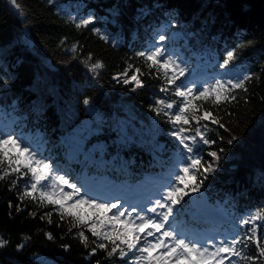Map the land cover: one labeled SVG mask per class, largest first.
<instances>
[{"label":"trees","instance_id":"1","mask_svg":"<svg viewBox=\"0 0 264 264\" xmlns=\"http://www.w3.org/2000/svg\"><path fill=\"white\" fill-rule=\"evenodd\" d=\"M17 3L19 8L11 0H0V128L24 134L33 142L43 140V155L72 172L76 180L81 181L84 172L124 189V185L169 177V186L188 192L173 216L181 231L187 235L206 231L221 241L237 234L252 236L250 229L255 227L264 246V219L241 226L242 220L257 214L264 217V0ZM82 20L91 23L82 25ZM156 48L164 53L162 60L170 56L185 69L178 85L195 88L196 83L202 89L207 80L208 85L251 76L245 89L225 92L228 99L218 103L213 102L215 94L208 99L188 97L192 101L189 117L193 109L198 116L207 111L224 127L210 120L174 123L182 100L167 83L163 69L140 55ZM229 52L235 54L232 61L227 60ZM96 63L102 67L93 70ZM204 70L206 75L198 78ZM132 75L140 80L139 86L130 79ZM160 100L173 103V109L159 104ZM121 118L131 120L144 137L137 134L132 141L122 142L117 127ZM87 119L100 124L83 151L92 160L83 158V152L75 157L67 152V135ZM153 126L154 136L146 133ZM182 127L190 129L185 135H195L199 128L216 141L205 145L197 137L195 154L205 167L212 164L215 170L204 173L201 169L196 180L189 176L187 187L175 182L176 168L183 167L190 155L172 135ZM96 143L103 148L89 150ZM211 152L220 159L215 161ZM0 159V264H134L137 253L128 252L119 239L115 240L119 248L109 256L112 241L93 236L88 222L62 218L58 205L40 202L39 192L34 194L36 199L25 196L31 174L23 167L13 172L17 165L1 155ZM101 159L109 161L101 163ZM201 180L200 190L191 191ZM201 202L210 207L206 212L217 217L218 224L189 214ZM101 243L106 247L99 248ZM245 243L246 247L238 245L242 255L232 257L236 264H264L256 240ZM121 248L127 255L120 256Z\"/></svg>","mask_w":264,"mask_h":264},{"label":"snow or ice","instance_id":"2","mask_svg":"<svg viewBox=\"0 0 264 264\" xmlns=\"http://www.w3.org/2000/svg\"><path fill=\"white\" fill-rule=\"evenodd\" d=\"M11 2L17 8L20 7L17 0H11ZM89 23H91L90 20L80 21L82 25ZM160 39L163 40L164 37L161 36ZM140 55L146 56L153 65H157L160 69H163L167 83L175 87V95L181 98L182 103L177 105L178 110L173 117L174 123L177 124L183 122L184 125H188L192 121L200 124L203 120H210L211 123L224 127L218 119L207 111L198 116V110L193 109L189 117L186 113L189 112L192 101L188 97L192 96L193 99L199 100L208 99L215 94V100L213 102L218 103L221 99H228V96L223 95L225 92H231L233 89H245V82L251 79L250 75L245 74L235 80L229 79L226 83L222 80H216L214 83L208 84L202 89L186 87L183 84H177L180 77L184 75L185 69L172 61L170 56L162 60L161 58L164 53L160 48H156L155 51L142 52ZM233 59H235V54L229 52L227 60L232 61ZM92 67L95 70L102 67V65L96 63ZM170 69L172 70V75H169ZM130 79L135 81L138 86L141 84L136 75H132ZM124 83H129V79H124ZM167 90L166 88H161L162 92ZM232 99H235V97L233 96ZM85 103H88V101L86 100ZM158 103L164 105L169 110L174 107L173 103H165L164 100H160ZM204 127L206 128L207 124ZM189 131L190 129L182 127L172 133L179 141V144L183 146V149L190 154L187 162L180 168V174L175 176L176 185H185V187L188 185L189 176L191 179L196 180L197 173H200L201 169H203L204 173L215 170L212 164H208L205 167L204 163H202V157L195 154L198 148L194 147V145L197 143V137L205 145L214 144L216 141L208 139L199 128L195 129V135H185ZM189 141H191V144L188 143ZM228 142L232 143V140ZM7 145L14 146L20 151V156L15 160L17 167L13 168L12 171L20 172L21 167H23L31 174L32 183L29 188H26L25 196H31L33 199H36L34 194L39 192L40 202L43 203L46 201L47 204L58 205L62 218L67 215L81 224L88 222V217L82 215L80 211L81 206L86 205L93 212L99 210L105 213L111 212L112 215L108 217V220L113 224L119 222L124 225L122 230L113 228L112 232L115 233V239H113V235L110 232L97 231L98 227L104 226V221H100L99 224L94 222L89 225V231H91L93 236L97 238L103 236L105 240L112 241L114 247L108 253L109 256L113 255L117 251V248H119V245L115 243V240L119 239L121 244L127 246L128 252H133L134 250L139 251L140 255L135 257L134 264H226V262L227 264H236V261L232 257H240L242 255V251L238 249V245L244 244L246 247V241L255 239L259 256L264 257V246H261L259 239L256 237L255 227L250 229L253 233L252 236L241 237L237 234L231 239L225 238L218 243L208 241L201 243L186 239L181 233H178L169 221L177 212L175 206L179 205L184 197L188 195L185 188L170 185L167 191L160 192L158 198L154 201L155 206L146 210L149 213L155 214V218L140 215L137 212L135 219L121 220V217H125L126 215L130 217L132 213L126 212L125 209L117 204L99 203L95 198H90L86 192L82 193L81 187L77 186L76 183H72L64 175L58 174V170L54 169L48 161L39 158L37 153L30 146L24 145L21 139L15 137L13 134H0V153H2L3 157H8V152L4 150ZM209 155L215 161L220 159L217 152H211ZM20 157H23V159L21 160ZM2 162V159H0V163ZM11 163L12 158L9 157V164L11 165ZM45 169L47 171H44ZM202 183V180L199 181V183L191 188V191H199L200 184ZM64 186H67V188ZM67 189H70V191ZM70 201L71 203H69ZM258 219H264V217L257 214L250 219L242 220L241 226L253 223ZM97 220H100L99 216H97ZM166 225L168 226L167 228ZM80 236L85 240L87 239L83 232L80 233ZM148 237H152L153 239L149 241ZM141 242H143L142 246H140ZM2 244L3 241H0V245ZM98 247L105 248L106 245L101 243ZM93 252H95V249H93ZM119 254L122 257L127 255L122 248ZM248 259L252 260L255 257H248Z\"/></svg>","mask_w":264,"mask_h":264},{"label":"rangeland","instance_id":"3","mask_svg":"<svg viewBox=\"0 0 264 264\" xmlns=\"http://www.w3.org/2000/svg\"><path fill=\"white\" fill-rule=\"evenodd\" d=\"M25 40L30 42L27 35H25ZM183 64H186L183 59L181 61ZM206 70L201 72L197 77L202 78L204 75H206ZM185 80L189 81L187 78ZM207 80V79H205ZM209 81H205L202 86H206ZM195 88H199L198 84L195 83ZM99 122H104L102 120H98ZM100 124H94L91 119H87L84 121V123L78 127H76L70 134L67 135L66 141L68 144V155L71 157H75L79 152H83L86 148L87 142L92 134L98 133L100 130ZM117 127L118 131L120 133V139L122 142L133 140L134 137L138 134L140 137H144V132L140 128H138L131 120L121 118L117 121ZM155 130V126L152 127V131L146 130L147 134H150L154 136L153 131ZM0 134H13L15 137L21 139L24 143V145L30 146L33 151L37 153V156L39 158L45 159L48 161L54 169L58 170V174L64 175L70 182L76 183L77 186L81 187L82 193L86 192L90 198H95L97 202L99 203H114L118 206H121L123 209L126 210V212H131L132 215L121 217V220L125 219H135L137 212L140 213V215L150 216L155 218V214L149 213L146 210L148 208L154 207V201L158 198L159 193L162 191H167V188L169 186V183L172 182V179L170 180L169 177H161L163 179L162 181H152V180H145L144 182H141L137 184L136 186L131 185H124V189H122V185L119 183H116L114 181H111L109 179H93L92 177L88 176L83 172L82 179L76 180L74 176L72 175V172H67L64 169L59 168L56 164L51 163L50 160L45 157L42 153V147H43V140H39L38 142H33L28 140V137L24 134H15L14 132H6L3 130V128H0ZM189 135V134H188ZM141 137V138H142ZM162 144L158 146V149L160 150L162 148ZM103 145L102 143H96L89 146V150L93 151L96 149H102ZM8 152V157L12 158L13 164L15 163V160L18 156H20V151L14 146L7 145L5 146V149ZM1 156L2 153H0ZM82 157L87 160H92L91 155H89L86 152H83ZM22 160L23 157H20ZM108 159H101L99 162L101 163H108ZM17 165V164H16ZM182 167H177L176 175L180 174L179 170ZM44 171H47L46 169ZM175 183H173L174 185ZM67 188V186H64ZM70 191V189H67ZM71 203V201L69 202ZM176 209L179 208L178 205L175 206ZM135 209V211H133ZM210 210V207L207 206L206 203L201 202V205L198 206V209L194 212H189V214L195 218V219H204L207 221H211L212 223L218 224L219 220L217 217L211 215L208 213ZM81 214L88 217V223L91 225L92 223L99 224L100 221H104L103 227H98L102 232H112L113 228L122 230L124 228V225L116 222L115 224L111 223L108 220V217L112 215L111 212L105 213L102 210H99L97 212H93L91 209H88L87 206H81ZM115 211V210H113ZM208 211V212H206ZM97 216L100 217V220H97ZM139 222V221H137ZM169 223L175 228V230L178 233H181L186 239H190L193 241H199L201 243H204L205 241L208 242H214L218 243L220 241V238L215 234L207 233L206 231H198L193 230L190 234H186L183 231H181L174 223L173 217L170 218ZM168 226L166 225V228ZM115 234V233H114ZM159 235V234H157ZM131 238V237H129ZM153 238L148 237V240L151 241ZM143 245V242H141V245ZM137 254L140 255L139 251L134 250ZM155 255V253H153Z\"/></svg>","mask_w":264,"mask_h":264}]
</instances>
